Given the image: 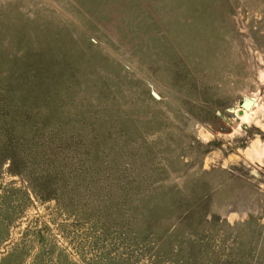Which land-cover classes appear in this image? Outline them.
<instances>
[{
    "label": "rangeland",
    "instance_id": "rangeland-1",
    "mask_svg": "<svg viewBox=\"0 0 264 264\" xmlns=\"http://www.w3.org/2000/svg\"><path fill=\"white\" fill-rule=\"evenodd\" d=\"M0 264H264V0H0Z\"/></svg>",
    "mask_w": 264,
    "mask_h": 264
},
{
    "label": "water",
    "instance_id": "water-1",
    "mask_svg": "<svg viewBox=\"0 0 264 264\" xmlns=\"http://www.w3.org/2000/svg\"><path fill=\"white\" fill-rule=\"evenodd\" d=\"M241 107L243 110H249L252 107V101L249 99L244 100L241 104ZM242 114H243V111L239 110L238 115L240 116Z\"/></svg>",
    "mask_w": 264,
    "mask_h": 264
},
{
    "label": "bare ground",
    "instance_id": "bare-ground-1",
    "mask_svg": "<svg viewBox=\"0 0 264 264\" xmlns=\"http://www.w3.org/2000/svg\"><path fill=\"white\" fill-rule=\"evenodd\" d=\"M254 105V102L252 101V106ZM245 112V110H243V113ZM246 113V112H245Z\"/></svg>",
    "mask_w": 264,
    "mask_h": 264
}]
</instances>
